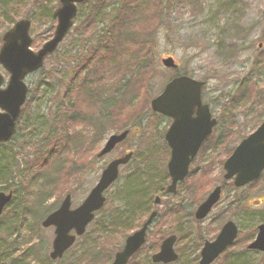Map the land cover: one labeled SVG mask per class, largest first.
<instances>
[{"label": "rangeland", "instance_id": "1", "mask_svg": "<svg viewBox=\"0 0 264 264\" xmlns=\"http://www.w3.org/2000/svg\"><path fill=\"white\" fill-rule=\"evenodd\" d=\"M18 1L0 0V47L4 32L20 18L33 14L35 19L32 20L31 30L35 41H33L32 49L37 51L53 36L54 29L52 32L50 30L51 33L49 29L55 28L56 21L51 18L52 15L48 18L38 17L36 9L38 5L56 8L58 0H39L42 2L24 0L22 4H18ZM170 1V8L164 12L165 23L159 27L154 38L155 43L152 47L155 61L152 68L154 73L150 70L149 73H152L150 77L147 79L146 74L142 80L144 82L145 79L146 87L138 88L136 82L129 85L131 95L137 96L132 101H129L128 97L121 99L123 101L117 105L115 114L109 117L111 120L104 125L107 126L104 133H98V131L94 133V129L79 121L64 127L63 131L69 136L66 144L68 151H63L60 156L49 158L42 171H37L36 167L27 169L26 161L36 158L33 155L35 156L36 150L41 146H43L42 149L45 148L48 141L47 135L56 127L55 120L62 103L65 106L74 105L72 92L69 88L66 89V86L73 70L72 60L77 55L76 51L82 46V43L76 42L75 30L72 29L71 34L61 43L58 48L59 53L50 56L41 70L27 76L29 94L18 121L17 134L11 142L0 144V164L7 169L5 175L0 177V191L14 192L13 201L0 215V228L3 225L8 226L6 223L11 222L12 225L10 234L0 232V262L4 264H69L74 254L82 247H85L82 249H88L87 246L80 247L84 241V236H81L67 255L60 260H51L49 254L55 238L54 227L42 226L41 219L57 209L67 194H71V207H78L88 196L92 187L97 184L103 168L110 163V160L134 150L132 167L129 165L120 168L121 178L105 193L107 202L88 226L86 234L90 237L94 234L91 242L97 239L99 241L97 247L104 248L107 256L114 255L122 248L125 235L138 229L147 218L149 211L157 209L159 217L148 234V242L138 255L140 263L155 264L151 256L158 252L161 241L168 237V234L179 232L186 235V231L188 233L190 230L193 236L190 235L187 240L179 238V242L175 244L180 259L170 264H197L199 256L195 255V245L199 252L205 239L214 240L222 226L233 219L240 229L239 235L233 246L212 264H224L222 260L226 253L230 254V264H264V253L248 248L259 232L258 225L264 223V171L252 188L246 187L244 188L246 193L241 191L237 194L245 195V201L242 203L243 211L235 214L227 208H221L229 200L226 199V194L223 198L226 200L213 209L210 216L202 220V223L198 224L192 218L174 227L175 224L171 223L170 217L166 216L163 195L157 190L160 185L155 182L157 183L153 190L155 194H152L154 197L149 199L152 206L147 207L149 209L147 212L143 215L135 214L121 224L116 222L113 229L108 221H103L106 211L112 207L121 209L118 213L120 216L124 215L122 210H125V204H119L117 191L120 190L123 181L127 180L129 173L133 172L136 165L140 163L141 160L136 154L142 155V158L143 151L151 149L150 145L156 133L144 128L141 120L143 116L150 117L151 99L161 93L166 81L171 79L175 72L163 66L161 61L163 58L173 56L179 63L178 71L190 72L196 78L206 81L203 89L204 100L210 104L212 112L219 117L220 123L223 122L227 126L228 136L223 144L226 146V151L237 146L240 139L250 134V131L255 129L264 118V0H197V5L202 8L189 3ZM14 5L16 6L13 7ZM7 8L8 10H5ZM79 11L77 24L87 12V8L80 6ZM260 43L262 46L259 45ZM230 48L236 52L234 57ZM257 57L259 58L256 60ZM120 60L121 58H117L114 62H120ZM105 64H107V72L104 80L114 83L120 76L119 70L115 68L113 61H106ZM0 73L7 82L9 76L1 65ZM253 82L254 84H251ZM248 84H250L249 99L248 93L244 97L241 95L244 91L243 85ZM237 89L238 95H236ZM136 90L137 93L134 92ZM230 94L236 95V98L229 101L227 105L225 99L228 96L231 97ZM78 97H76V106L82 108L87 117L97 118L99 114L95 112L97 109L95 104L87 98ZM135 121L137 123L133 126ZM159 126L161 129L162 126L160 124ZM163 126L166 127V124L164 123ZM124 129L131 130L127 139L110 154L99 156L109 136L120 133ZM78 138L84 141L83 149L77 148L80 144ZM90 139L93 141L91 142ZM224 155V151L220 149L209 156L213 158L214 165L205 166V170L196 178L198 196L220 182L219 176L223 172V163L227 159ZM62 163L64 165L74 163L76 170L81 169L65 177L61 168L57 170L58 165ZM127 171L129 173H126ZM49 175L54 178V182L49 191L40 196V191L43 190L42 185L48 180ZM29 180L32 181L28 191L26 187ZM157 194H160L162 198L160 204L154 202ZM233 194L231 192L230 197ZM202 198L196 205H199ZM186 203L189 204V202ZM195 206L191 207L192 211L195 210ZM33 225L39 228L36 233L30 230ZM182 226L183 228H180ZM106 227L110 228L104 230L103 228ZM197 237L200 244L193 243ZM35 245H38L41 250L38 251ZM32 246H35V252L30 250ZM91 255L92 251H90V257ZM111 261L108 262L106 256L101 257L97 254L91 264H110Z\"/></svg>", "mask_w": 264, "mask_h": 264}, {"label": "water", "instance_id": "2", "mask_svg": "<svg viewBox=\"0 0 264 264\" xmlns=\"http://www.w3.org/2000/svg\"><path fill=\"white\" fill-rule=\"evenodd\" d=\"M89 1L59 0L60 6L53 13V17L57 20L53 37L37 52L30 48L33 42L30 34L31 20L21 19L4 33L0 48V64L10 74V77L7 86L3 88L4 78L0 73V109L2 110L0 111V143L10 141L16 133V122L28 93V86L25 83L26 76L39 70L45 59L57 50L59 44L74 26V19L79 12L78 5ZM162 61L167 68L177 67L172 56ZM203 86L204 82L189 76L176 77L167 84L160 96L151 101L153 111L173 119L165 135L172 149V159L168 164L173 180L169 189L172 191L179 180H184L188 166L196 156L200 145L217 125V120L212 117L209 105L202 103ZM128 133L129 131H124L119 135H111L100 155L110 153L117 144L125 140ZM131 156L130 153L120 159L112 160L111 164L103 170L98 184L79 207L70 209L71 196L68 195L61 207L44 220L45 227L50 225L56 227L53 251L50 254L52 259L61 258L65 251L74 244L76 235L84 234L87 225L95 217L94 213L104 206L106 200L104 191L114 183L119 175V167L121 164L128 163ZM224 168L226 170L224 178L227 180L234 178V184L237 187L249 184L260 177L264 170V120L258 129L240 142V145L225 161ZM221 190V187H216L199 205L196 212L197 219H203L210 213L212 207L220 200ZM11 199L12 193L0 192V214ZM156 214L153 212L143 227L127 237L124 248L115 254L112 264H127L132 256L143 247L147 239V230ZM73 229L77 234L70 233ZM258 230L249 249L264 253V224H260ZM238 235L236 222L234 220L227 222L214 241L205 242L198 264H212L226 248L233 245ZM176 240L175 235L164 239L158 253L152 255L153 262L169 264V262L178 260L179 255L175 252L174 245Z\"/></svg>", "mask_w": 264, "mask_h": 264}, {"label": "trees", "instance_id": "3", "mask_svg": "<svg viewBox=\"0 0 264 264\" xmlns=\"http://www.w3.org/2000/svg\"><path fill=\"white\" fill-rule=\"evenodd\" d=\"M173 1H175L173 3H189L197 8H202L200 5H197V0ZM23 2L24 0H19L18 4H22ZM38 2L42 1L38 0ZM170 5V0H91L86 4H82V6L87 8V12L84 13L83 17L79 20V23L74 27L76 32L75 37L77 36L76 42L78 44L82 43V46L76 51L77 55H75L74 60H72L73 70L66 86V89L69 88L70 92H72L74 105L65 106L62 103L59 107L55 120L56 127L49 132V135H47L48 141L45 148L42 149L43 146H41L36 150L35 156L33 155V157L36 158H30L26 161L27 169L36 167L37 171H42V168L48 163L49 158L56 157L57 155L60 156L63 151H68L66 144L69 140V136L63 130L64 127L69 124L72 125L79 121L83 124L86 123V125L94 129V133L96 131H98V133H104L107 129V126L104 125L111 120L109 117L115 114L117 105L120 101H123L121 99L128 97L129 101H132L133 98L137 96L136 94L131 95L132 92L129 91V85L136 82L138 88L141 86L146 87V85H144L145 79L144 82H142L143 77L147 74L148 79L152 74L149 72L150 70L153 72L152 68L155 65L154 54L152 51V47L155 43L154 38L159 31V27L165 23L164 12L167 8H170ZM15 6L16 5L13 7ZM53 9L54 8L49 7V5H38L36 13L38 17L44 16L45 18H48L52 15ZM5 10H8V8ZM4 16L7 18L5 14ZM28 17L33 20L35 19L33 14ZM11 22L13 23L14 21ZM53 29L54 27H51L49 32L50 30L52 32ZM232 48H230V52L232 51V57H234L236 52L234 49L232 50ZM56 53L59 52L57 51ZM117 58H121L120 62H114ZM258 58H256V60ZM106 61H113L115 68L119 70L120 76L116 78L114 83H109L104 80V76L107 72ZM182 73L191 75L190 72L186 71ZM182 73L177 71L175 75ZM251 84H254V82ZM148 87L149 86H147V88ZM249 87L250 84L243 85L244 91L241 93L243 97L248 93V99L250 92ZM134 92L137 93V90ZM230 95L231 97L228 96L227 99H225L228 103L227 105H229V101L236 98V95H238V89L236 95ZM75 96L77 98H79L78 96H82L95 104V107H97L95 112L99 114L98 117L94 119L93 117H87L86 112L82 108L76 106ZM226 109V112L227 110L229 111V109ZM149 116L150 117L148 118L141 116V122L143 123L144 121V128H147V130L150 129V131L153 130L154 133H156L154 140L150 145V148L154 150L147 155L145 161L141 160L140 163L136 165L133 172H127L129 173L127 180L123 182L122 188L117 191V200L119 201V204H125V210H122L124 215L120 216L119 213L121 212V209H115L114 207L106 211L103 221H108V224L112 229L115 228L114 224L116 222L121 224L132 218L135 214L143 215L147 212L149 210L147 207L152 206L149 199H153L154 197L152 194H155L153 191L155 184L158 183L161 185L162 182L164 172L160 165H158V155L161 149V144L166 147L163 137L164 130H161L159 126V121L162 120L163 117L156 113H152ZM136 123L137 121L132 125L135 126ZM217 133L218 128L216 134L213 133V141L216 140L217 135H221ZM78 140L80 144L77 148L83 149L84 141L82 138H78ZM90 140L91 142L93 141L92 139ZM158 147L160 148L159 150ZM156 148L158 151L157 153L155 151ZM233 149L234 148L231 150L229 149L227 153L228 156ZM75 151L78 152L80 150ZM147 158L149 161L146 160ZM132 165L130 164L131 167ZM75 167L76 165L74 163H70V165H64V163H62V165H58L57 170L61 168L63 175L67 177L68 175H73L77 171H80L81 168L76 170ZM6 171L7 169L3 164H0V177H3ZM47 178L48 180L42 185L43 190L40 191V196L47 193L46 191H49L54 182V178H51L50 175L47 176ZM31 181L32 180H29L26 187L28 191ZM254 184L255 182L248 187L252 188ZM230 186H233V184L231 183ZM234 189L236 190V188ZM233 199V204H228V207L232 205L230 210L233 209L235 211L234 214L237 211H243L244 207L239 205L240 199L236 197H233ZM4 223H6V221ZM6 224L8 226L4 227L3 225L0 228V232L2 231L10 234V227H12L11 222ZM109 228L106 227L103 229L108 230ZM30 230L33 233H36L39 228H35L33 225L30 227ZM99 234L102 235V233ZM92 237L88 234L84 235V241L80 244V247L87 246L88 249H82L85 248L82 247L79 252L74 254L69 264H91V261L95 260L97 254L101 257L106 256L108 262L112 260V256L114 255L112 254L110 256L109 254L107 256L104 253V248L97 247L99 242L97 239L91 242ZM35 246H37L38 251L41 250L38 245ZM35 246H32L30 250L35 252ZM90 251H92L91 257ZM141 251H139L128 264H143L140 263L138 258ZM94 253L96 254L94 255ZM98 259H100V257ZM223 261L224 264H230V254L226 253L223 257L222 263Z\"/></svg>", "mask_w": 264, "mask_h": 264}, {"label": "flooded vegetation", "instance_id": "4", "mask_svg": "<svg viewBox=\"0 0 264 264\" xmlns=\"http://www.w3.org/2000/svg\"><path fill=\"white\" fill-rule=\"evenodd\" d=\"M259 45L262 46V43H260ZM204 102H205V100H204ZM165 119L168 120V118H165ZM216 120H217V124H219V121H220L219 117H216ZM163 124H164V121L161 124V126ZM162 128H163V126H162ZM226 129H227V126H225L224 123L221 122V125L218 127V133H217V134H221V135H217V138H220V139L216 138V140L213 141L212 140L213 134H210L204 140V142L200 145V148L197 151L196 156L192 159V161L190 162V164L188 166L187 175L185 176L184 180H179L177 182L174 191L169 189L173 180H172V176L170 174V169H168V163L172 159L171 158L172 150H171V147L168 146V144L166 142V139H165V137L163 135L166 147H165V145L163 146L162 144H161V149L158 147V150L160 149V152H159V155H158V159H159L158 162H160L159 165H160L161 169H163L164 175H163V178H162L161 185L158 187L157 190L161 191V193L163 195L162 198L164 199V203H165L166 216L170 217L169 219H170L171 223L175 224L174 227H178V225L183 224L184 222L186 223L187 219H189V221H190L192 218L198 224H200V222L202 223V220H204V219H200V220L196 219V216H195L196 210L199 207V205L203 201H205V199H207L209 197L210 193H212L215 190L216 187H221L222 188L221 194H220V200L210 210L211 211L210 214L212 213L213 209H215L217 206L222 204L226 199H229V200L226 202L224 207L222 206L221 208H227L229 210L231 209L232 205H230L228 207V204H231V203L233 204V202H234L233 197H236V198L240 199L239 205H241V206H242V203L245 201V195L238 196L237 194L239 192H241V191H244V188H246V187L238 188V189L235 190L233 186H230L231 182L230 183L227 182V180L224 178V174H225L224 170H223L222 173H220L221 174L219 176L221 178L220 182L216 183L213 188H211V189L209 188L208 191L204 192L202 195L199 194V196H198V190H197L198 182L196 181V178L198 177L199 174H201L205 170V166L208 167V166H213L214 165L213 158L209 157V156H212L215 151L217 152L218 150L222 149L224 151V154L227 156V158H229V156L227 155L228 151H226V146L223 145L226 142V138L228 136L226 134ZM215 134H216V132H215ZM243 138H244V136H243ZM153 150L154 149H150L149 151H147V150L143 151V153H142L143 157L142 158H141L142 155L141 156H139L138 154H136V155L139 157V160L145 161V158L147 157V155L149 153L153 152ZM155 151H156V153L158 152L157 148L155 149ZM125 154L126 153L122 154L121 156H123ZM121 156H118L116 158H120ZM133 157H135L134 150H133L132 158L130 159L129 163L126 164V165H123V166H129L130 164L132 165L134 163ZM146 160L149 161L148 158ZM220 166H221V164H220ZM221 171H222V169H221ZM123 182H125V180ZM120 188H122V186ZM231 192H233L234 194H233V196L231 195V197H230V193ZM244 192L246 193V191H244ZM226 194H227V198L224 200L223 198H224V196H226ZM155 198L158 199V202H160L161 199H162L160 194H157V196H155ZM155 198H154V202H155ZM201 198H202V200L199 203V205H196L197 201L199 199H201ZM186 202H189V204H187ZM192 206L196 207L195 210H194L195 212L191 210ZM231 211H233V213L235 212L233 209ZM210 214L207 217H209ZM232 220H228L227 222L232 221ZM180 228H183V226L180 227ZM238 229H239V227H238ZM182 230L185 231V229H182ZM239 231H240V229H239ZM177 233L178 234H176L175 232L168 234V236H172V235L176 236L177 240H176L175 244L177 242H179V238L187 240L190 235H192V236L194 235V234L191 233L190 230L188 231V233L186 231V235H182L184 233H179V232H177ZM207 241H209V240H206V239L204 240V242H203L204 244L201 247V249L204 247L205 242H207ZM211 241H209V242H211ZM195 242L200 244V242L198 240V237L195 238V240H193V243H195ZM124 244H125V242H124ZM197 248L198 247L195 245V250H196L195 255H196V257L199 256V259H198V262H197V264H198L200 259H201V254H200L201 250H199V252H198ZM175 251H176L177 255H179V258H178V260H179L180 259V254H179L178 250L175 249ZM67 254L68 253H66L64 255H67Z\"/></svg>", "mask_w": 264, "mask_h": 264}]
</instances>
